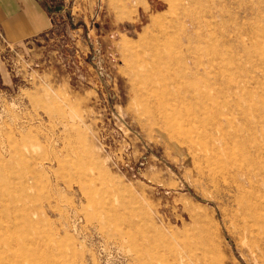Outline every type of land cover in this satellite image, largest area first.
Returning a JSON list of instances; mask_svg holds the SVG:
<instances>
[{
	"label": "rangeland",
	"instance_id": "374dc122",
	"mask_svg": "<svg viewBox=\"0 0 264 264\" xmlns=\"http://www.w3.org/2000/svg\"><path fill=\"white\" fill-rule=\"evenodd\" d=\"M39 1L0 12V264H264V0Z\"/></svg>",
	"mask_w": 264,
	"mask_h": 264
},
{
	"label": "crops",
	"instance_id": "0c3cea01",
	"mask_svg": "<svg viewBox=\"0 0 264 264\" xmlns=\"http://www.w3.org/2000/svg\"><path fill=\"white\" fill-rule=\"evenodd\" d=\"M0 12L14 25L16 34L39 32L48 27V14L39 0H0Z\"/></svg>",
	"mask_w": 264,
	"mask_h": 264
},
{
	"label": "bare ground",
	"instance_id": "6f19581e",
	"mask_svg": "<svg viewBox=\"0 0 264 264\" xmlns=\"http://www.w3.org/2000/svg\"><path fill=\"white\" fill-rule=\"evenodd\" d=\"M173 111H174V109H173ZM174 113V112H173ZM163 114H165V113H163ZM168 115V114H167ZM168 117V116H167ZM176 117V116H175ZM173 118V117H172ZM165 119V118H164ZM170 119V118H169ZM186 121H187V119H186ZM170 122V121H169ZM172 124V123H171ZM180 127H181V125H180ZM175 129V128H174ZM176 130V129H175ZM228 179H229V176H227V177H225V179H224V182L225 183H227V184H229L228 183ZM245 208H246V210H247V213L248 214H250V217H252L251 218V220H250V222H254V224H257L258 225V222H259V215H258V208H257V205H256V203L253 201V200H251V201H249L246 205H245ZM253 226L254 225H251L250 224V226H249V231L250 232H253V230H254V228H253ZM246 227V226H245ZM244 229V228H243ZM245 233V232H244Z\"/></svg>",
	"mask_w": 264,
	"mask_h": 264
}]
</instances>
